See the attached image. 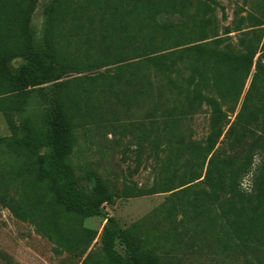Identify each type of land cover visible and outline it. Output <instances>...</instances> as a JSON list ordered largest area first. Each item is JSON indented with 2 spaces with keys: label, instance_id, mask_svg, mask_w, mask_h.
I'll return each instance as SVG.
<instances>
[{
  "label": "trees",
  "instance_id": "16d2710c",
  "mask_svg": "<svg viewBox=\"0 0 264 264\" xmlns=\"http://www.w3.org/2000/svg\"><path fill=\"white\" fill-rule=\"evenodd\" d=\"M51 1L45 9L43 35L38 36L31 25L36 0H0V111L23 115L27 134L13 140L27 155L22 176L28 179L22 201L2 196L4 203L17 215L28 218L39 205H46L50 211L58 206L88 217L100 214V207L112 202L113 197L107 196L95 178L96 196L92 202L85 204L79 196L67 163L73 144L70 112L87 120L92 115L90 108L98 107L94 102L91 107L87 104L90 98L84 97L81 83L72 86V81L62 79L69 73L113 65L117 66L115 73L104 76L110 81L100 87L94 85L89 89L90 96L118 90L125 108L146 106L152 117L171 122L204 105L211 109V132L204 145L189 147L182 178V185L192 184L188 189L199 186L196 183L206 167L204 181L208 189L194 188L196 196L189 201V208L199 220L209 213L210 205L216 204L220 213L208 216L210 223L224 220L228 237L255 239L258 225L264 220V194L259 185L262 163L253 172L254 189L250 195L258 199L256 204L249 207L235 199L225 206L221 197L227 192L239 200L244 197L240 181L253 169L254 154L246 155L238 165L240 150L257 132V141L264 143V21L250 18L252 29L239 27L240 49L235 50L221 38L211 40L217 35L211 16L214 8L208 1L200 2L193 15L186 13V0ZM91 10L120 19L123 37L114 53H104L105 48L101 54L90 47L81 62L79 57L59 51L53 37L62 24L84 29L82 17ZM177 13L181 18L176 17ZM109 24L102 20L104 30ZM104 44L105 40H101L100 46ZM14 58L22 59L16 71L10 66ZM183 69L187 71L185 79L181 77ZM250 76V87L240 104ZM125 84H135L137 88L129 94L124 91ZM255 98L257 104L253 106ZM6 141L0 139V147ZM223 145L230 150L220 151ZM7 149L10 155L16 152L9 146ZM44 182L49 187L43 194L37 186ZM46 231L60 237L55 226H46ZM118 243L126 247L124 254L118 251ZM103 245L106 264H165L126 239L113 218H108L105 226Z\"/></svg>",
  "mask_w": 264,
  "mask_h": 264
},
{
  "label": "rangeland",
  "instance_id": "374dc122",
  "mask_svg": "<svg viewBox=\"0 0 264 264\" xmlns=\"http://www.w3.org/2000/svg\"><path fill=\"white\" fill-rule=\"evenodd\" d=\"M206 1L214 8L211 16L217 37L211 40L221 38L235 50L240 49L238 28L252 29L250 18L264 21V0H186V13L195 14L199 3ZM50 2H35L31 25L38 36L43 35L45 9ZM176 17L181 18V14L177 13ZM102 20L110 23L106 30ZM119 20L91 10L82 17L84 29L71 23L62 24L55 30L53 42L63 54L79 57L81 62L90 47L101 54L107 48L104 53L112 54L123 37ZM101 40H105L103 47ZM258 57L259 54L255 62ZM21 62V58H14L10 66L16 71ZM116 70L117 66L113 65L85 69L62 79L72 81V86L81 83L84 97L90 98L87 104L94 102L98 107L94 109L90 105L92 115L87 120L70 112L73 144L67 158L85 204L96 196L94 178L107 196L113 197L112 202L100 207L98 215L83 217L58 206L50 211L46 205H39L31 211V217L24 218L4 203L2 196L22 201L28 184V179L22 176L27 155L13 140L22 138L27 131L22 113L0 111V139L7 140L0 147V264H106L103 236L108 218L120 225L126 239L136 242L141 251L153 253L165 264H264V220L258 225L255 239L238 240L226 235L224 220L212 224L207 219L220 213L218 205H210L209 213L199 220L189 208V201L196 196L195 189H208L204 181L206 167L196 183L199 186L188 189L192 184L182 185V178L187 170L189 147L204 145L211 132V109L204 105L171 122L152 117L146 106L125 108L121 105L122 92L118 90L90 96L93 86L107 84L110 78L104 76H111ZM186 76L187 71L183 69L181 77ZM251 79L250 76L240 104ZM123 88L132 94L137 86L125 84ZM251 104L256 105L257 98ZM258 135L257 132L248 138L237 161L241 165L246 155L254 154L253 169L240 181L244 197L239 200L232 193H224L221 200L225 206L235 199L249 207L257 203L258 199L250 194L254 189L253 172L261 163L263 173L259 185L264 194V143L257 141ZM8 146L16 150L15 154L8 153ZM219 150L230 149L223 145ZM40 152L44 153V149ZM48 187L44 182L37 190L44 194ZM125 192L132 193V197H126ZM46 226H55L60 237L47 233ZM117 249L124 254L126 247L118 243Z\"/></svg>",
  "mask_w": 264,
  "mask_h": 264
}]
</instances>
